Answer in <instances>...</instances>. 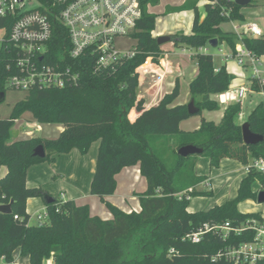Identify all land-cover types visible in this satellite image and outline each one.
<instances>
[{"label": "trees", "instance_id": "1", "mask_svg": "<svg viewBox=\"0 0 264 264\" xmlns=\"http://www.w3.org/2000/svg\"><path fill=\"white\" fill-rule=\"evenodd\" d=\"M159 1L140 0L143 16L135 34L138 42L133 58L123 60L115 70L96 72L93 61L86 57L78 65L72 63L81 71L79 84L26 91L9 117L0 115V169L7 168L6 175L0 179V205L12 203V214L0 213V259L5 264L13 263L17 250L22 256H29L30 264H45L50 259L53 264H214L210 259L224 246L222 240L210 234L202 243L192 244L183 242L182 238L204 223L239 222L261 216L239 211L242 202L257 200V192L253 191L256 182L264 189V175L256 172L242 180L235 199L207 211L189 212L191 201L173 196L208 178L195 174L199 156L209 159L211 169H218L224 159L248 165L251 160L264 157V142L254 146L244 144L242 125L235 121L241 112L240 104L228 106L220 123L203 119L200 129L181 131L180 123L192 116L188 105L171 106L180 95L179 82L158 105L145 107L137 92L143 76L165 64L153 36L157 15L148 11L149 5L155 6ZM42 2L48 4V0ZM242 9L235 0H208L205 18L201 19L197 0H187L182 6V11L194 12L192 32L171 37L177 46L198 52L199 73L190 83V93L200 109L198 116L206 110H218L219 104L212 96L228 91L235 79L226 66L216 70L213 56L199 53L201 49L217 39L219 46L227 43L235 51L237 44L242 43L256 56H264V36L244 34L239 39L234 32L223 31V24L245 20ZM67 39L66 28L55 22L54 41L61 43ZM8 61L7 55H1L0 83L11 74ZM251 81L254 91L264 92V85ZM7 90L0 89V96L6 95ZM198 96L200 99L196 100ZM25 114L39 124H59L64 129L55 139L31 138L9 143L12 127ZM247 122L253 133L264 137V103L250 114ZM95 142H99V150L91 194L101 199L113 220L92 217L88 205L79 206L73 201L61 204L53 198V203L46 204L49 221L42 226L30 224L27 201L44 198L48 193L27 185L29 168L52 163L55 156L73 150L87 155ZM40 145L45 147V158L34 156ZM188 145L204 152L183 158L178 150ZM172 155L175 162L169 159ZM136 165L140 166L148 187L139 194L141 211L127 214L106 197L116 193L117 175ZM212 195L195 190L191 197ZM171 248L178 250L179 255L169 257Z\"/></svg>", "mask_w": 264, "mask_h": 264}, {"label": "built area", "instance_id": "2", "mask_svg": "<svg viewBox=\"0 0 264 264\" xmlns=\"http://www.w3.org/2000/svg\"><path fill=\"white\" fill-rule=\"evenodd\" d=\"M142 16L140 0H48V4L42 0H0V60L1 55H7V69L11 71L4 83H0V89L26 92L75 86L81 80V71L74 66L86 57L93 61L96 72L115 70L123 60L137 54L136 47L119 48L116 43L120 39L137 40L135 34ZM55 22L66 28V41H54ZM235 34L239 39L244 34L262 37L256 24L246 25L243 31L235 26ZM230 57L244 70L250 69L251 79L258 85H264L262 57L243 44ZM249 91L245 86L230 89L218 94L217 101L222 105L240 104ZM244 170L247 175L251 172L264 175V157L251 160ZM194 191L195 187H191L173 196L190 200ZM64 198L62 195L61 204ZM48 221L47 209L37 214L36 225ZM210 234L224 242L212 255V263L264 262V216L239 222L204 223L187 233L182 241L200 244ZM178 255L175 248L168 251L169 257Z\"/></svg>", "mask_w": 264, "mask_h": 264}, {"label": "crops", "instance_id": "3", "mask_svg": "<svg viewBox=\"0 0 264 264\" xmlns=\"http://www.w3.org/2000/svg\"><path fill=\"white\" fill-rule=\"evenodd\" d=\"M207 1L208 0H204V2L201 4L200 0H197V7L199 9L201 19L205 18V5ZM242 14L245 17L244 21H235L228 23L232 25L231 28H225L223 24V31L235 33V26L241 27V30L243 31L246 25L256 24L261 30L262 36H264V0H252V3L249 6L243 7ZM181 15L182 17H184V19L188 20V26L191 22V25H193V11H183ZM191 25V29L186 32H183L179 29L184 28L181 25H178L174 28H166L157 33L155 29L153 32V36L158 38L160 36H171L178 33H184L188 35L192 32ZM241 44L242 43H238L236 48ZM225 45H227L229 49H231L227 43H223L220 46ZM209 47L201 49L199 53L206 54V51ZM165 48H162L161 52V55L165 56L164 66L161 65L158 66V68L147 71L143 76L140 87L138 88V96L140 99L144 100L145 107H153L158 105L166 94H170L174 90L177 82H179L180 84V95L171 106L174 107L178 105H188L187 100H190L191 98L188 94L184 96V99L180 98L181 82L183 80L188 81L190 78H192L188 84V90L190 93V83L197 77L199 73V68L196 60L198 52L187 46H177L173 41L171 43L165 44ZM176 48L181 50V54L176 53ZM163 50L166 52H163ZM230 51L231 54L234 52L232 49ZM262 58L264 59V56ZM225 66L227 68V63H225ZM243 71L237 73L228 70V72L235 78L230 87L231 90L237 89L242 86H245L250 90L247 93L246 98L243 99L240 103L241 112L235 119L236 123L239 125H241L243 122L246 123L250 114L261 103H264L263 94L252 89V74L247 77L245 71ZM258 98L260 99L258 100ZM212 99L219 104V109L216 111L206 110L207 112L212 114V119L206 121L220 123L224 117V113L227 107L233 104H220L217 101V95H213ZM14 105L15 103L13 104V106ZM204 112L205 111H203V113ZM200 116H192L191 118L182 121L180 123V130L183 132H193L200 129L202 121L204 119L201 118L199 120L198 117ZM22 121H25L26 125L33 127V129L27 131H18V133L16 132V134H12V129L15 124ZM15 124L11 129L9 143L31 138L55 139L64 129V127L59 124H39L29 114H25L23 118L17 120ZM98 150L99 142H95L87 155H82L78 150H73L69 154L55 156V161L52 163L43 162L33 165L27 172V185L29 187L42 188L45 192L51 195L52 198H55L57 194H60L61 196L64 195L65 202L73 201L79 206L88 205L90 207V214L92 217H99L104 221L113 220L114 217L112 213L107 209L101 199L91 194V183L96 172ZM198 158L195 165V174L197 176H207L208 178L195 186L196 191L212 192V196H215L216 191L220 190L223 185H231L232 188L237 186L236 196L238 195L240 184L247 175L245 173L243 164L238 161L224 159L218 169H211L209 159L206 158L209 165V172L203 175L197 170L199 161ZM204 161L205 160H201L200 164L204 163ZM6 173L7 168L2 167L0 169V179L3 178ZM116 179L117 191L114 195L106 197V200L111 202L114 206L118 207L120 210L127 214H130L132 212H140L141 203L139 194L144 193L148 187L146 178H144L140 173V166L136 165L124 169L120 174L117 175ZM262 190L264 189H262L260 183L256 182L253 186V191L257 192L258 194ZM248 201L250 202L253 200ZM220 205H223V203ZM210 208L202 211H207ZM46 209L47 206L43 197L29 199L27 201V212L31 216L30 224L35 225L37 214L40 212H44ZM188 211L193 212L190 211V207ZM242 213L260 214L261 216H264L261 212L251 209H249L247 212ZM13 258L14 261L11 264H30L29 256H22L20 250L14 252ZM0 264H5L4 259H0ZM45 264H53V259L47 260Z\"/></svg>", "mask_w": 264, "mask_h": 264}, {"label": "rangeland", "instance_id": "4", "mask_svg": "<svg viewBox=\"0 0 264 264\" xmlns=\"http://www.w3.org/2000/svg\"><path fill=\"white\" fill-rule=\"evenodd\" d=\"M187 0H160L159 3L155 6L150 5L148 6V11L152 12L153 14L157 15V24H156V33L159 31H162L163 29L166 28H174L177 27L178 25L183 26L184 28H179L183 32L189 31L190 25L188 26V20L184 19L182 17V6L185 4ZM204 0H200V3L202 4ZM30 6V7H34ZM225 28H231V24H224ZM192 27V25H191ZM172 36V35H171ZM116 45L119 48H132L136 47L137 45V40L135 39H120L117 41ZM162 48H165L164 46H160V49L158 50L160 53L162 52ZM166 50V48H165ZM231 49L227 45L225 46H220L218 48H213L209 47L208 50L206 51V54H211L214 58V67L216 69H221L223 66H225V63H227V70L234 71L237 73L242 72L244 69L241 68L238 63L230 57L231 54ZM176 53L181 54V50L176 48L175 49ZM163 52H166L163 50ZM163 56V55H162ZM165 57V56H163ZM164 66V65H163ZM245 74L247 77H249L252 73V71L249 69L248 71L244 70ZM243 71V72H244ZM192 78H190L188 81L183 80L181 82V99H184V96L188 94L191 98L190 100H187V103L190 104V102L193 100L192 95L189 93L188 90V84ZM26 96V92L22 91H13V90H7L6 93V100L2 103H0V115L3 118H7L10 116L13 104L16 103L17 101L24 99ZM196 100H199L200 97H196ZM260 98H258L259 100ZM201 118H204L205 120H211L212 119V114L209 112L205 111L198 119L200 120ZM245 122H243L241 125H243ZM25 126V127H23ZM55 126V125H52ZM33 127L26 125L25 121L22 122H17L15 126L12 129V134L18 133V131H27L31 130ZM174 147V146H172ZM167 150L169 149L168 147H165ZM169 151V150H168ZM169 159L172 162H175L174 155L170 156ZM198 165H197V170L201 174H206L209 172V165L207 163L206 157H200L198 158ZM201 160H205L204 163L200 164ZM227 187V188H225ZM237 192V186L232 188L231 185H223L220 190L216 191L215 196L211 197H192L191 198V204H190V211L197 212V211H202L205 209H208L212 206L220 205V204H225L228 201H231V199H235ZM55 199L58 201H63L62 196L60 194H57L55 196ZM240 211L242 212H247L249 209L255 210L258 212H261L264 215V204H259L257 201H245L242 202L239 206Z\"/></svg>", "mask_w": 264, "mask_h": 264}, {"label": "water", "instance_id": "5", "mask_svg": "<svg viewBox=\"0 0 264 264\" xmlns=\"http://www.w3.org/2000/svg\"><path fill=\"white\" fill-rule=\"evenodd\" d=\"M235 3L238 6L243 8V7L249 6L252 3V0H235ZM157 42L159 46H163L167 43H171L172 37L171 36H160L157 38ZM209 45L213 48H218L219 42L217 39H212L209 42ZM5 96L6 95L4 93H1L0 103L5 101ZM188 111L191 116H196L199 114L200 109L196 106V102L194 99L190 102V104H188ZM242 135H243L244 144L248 146H254L259 143L264 142L263 136L255 134L251 131L250 125L248 122L242 125ZM203 152H204V149L196 147L194 145L184 146L178 150V154L183 158H187V157L194 156V155H201ZM34 156L39 157V158H45L46 157L45 147L43 145L38 146L34 150ZM44 201L46 202V204H50V203H53L54 200L50 195L47 194L44 196ZM257 202L259 204H264V190L260 191L257 194ZM0 213L12 214V203L0 205Z\"/></svg>", "mask_w": 264, "mask_h": 264}]
</instances>
